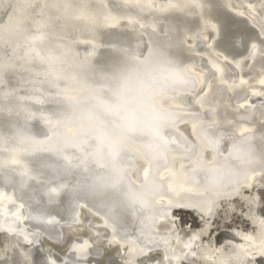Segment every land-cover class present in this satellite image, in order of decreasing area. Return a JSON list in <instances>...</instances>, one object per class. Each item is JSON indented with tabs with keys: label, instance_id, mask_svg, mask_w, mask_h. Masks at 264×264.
<instances>
[{
	"label": "water",
	"instance_id": "water-1",
	"mask_svg": "<svg viewBox=\"0 0 264 264\" xmlns=\"http://www.w3.org/2000/svg\"><path fill=\"white\" fill-rule=\"evenodd\" d=\"M197 3L198 6L188 8L184 7L185 0H0V35L3 36V39H0V59L10 60L13 67L9 70L18 71L17 86L7 92L14 94L19 100L38 103L37 101H41L42 91L37 82L39 77L46 76L58 80L62 93L60 97L69 104L70 109V115L62 119L37 115L30 117V114H27L15 135L18 141H0V157L9 156L23 162L26 157L35 155V148L28 149L23 144L28 146L29 142H34L40 148L43 146L49 149L70 165L71 173L81 171L84 183L90 180L87 173L100 175L110 172L114 175L124 172V175H127L126 170H129L130 174L133 171L131 169L142 162L147 166L152 164L144 160L141 152L144 149L150 150V155L154 157L153 151L158 154L162 148H166L163 133L168 131L178 135L186 146L190 145L189 139L180 131L184 126H188L186 131L189 137L196 141V147H201L202 143L197 139L205 128L195 125L190 126L193 130L189 129V122L192 120L201 122L207 116L213 120L209 126L211 129L221 130L222 134L232 132L223 131L220 122L230 120L227 116L229 110L231 111V103L234 105V102L239 100L237 98L242 96V89L253 84L247 78L243 82L244 87L235 88L233 81L227 79L232 74L239 76L240 69L246 62L249 63L248 71L264 68V64L261 62L260 51H257L259 45L255 55L251 54V44L247 50L242 45L234 50L226 49L223 43L224 30L255 32L264 39L260 31L264 25V0H197ZM28 4L33 6L29 7ZM240 8H245V14L236 12ZM206 33L214 36L211 44L204 39ZM39 35L43 36L42 40L32 39ZM188 41L192 45H187ZM33 49L39 51L43 59L37 57ZM201 50L206 54L201 60L216 80L214 84L209 85L201 98L194 101L196 91L191 93L181 90L176 84L173 87H163L162 92L155 97L146 94V90L156 79L153 72L147 69L156 66L154 70L158 75H162L159 70L163 69L164 65H167V75L172 80L177 78L179 73L183 81L193 84L199 91L202 87L200 77L193 76L184 68L196 60L193 57ZM1 52H7L8 55ZM221 52L230 55L232 60L224 59L225 54ZM244 52L248 54L244 56ZM209 58L214 62L221 61L224 70L211 66ZM178 67L181 68L179 72ZM129 81H139L144 90L125 89L124 85ZM225 81L227 83H224ZM250 99L255 101L261 97L252 96ZM179 103H186L185 106L199 110V113L191 115L184 112L183 108L178 106ZM208 104L213 106V110L204 108L209 107ZM146 108L166 116H160L151 123H143L139 113ZM260 110L250 111V114L260 113ZM261 113H264V110ZM172 116L176 117L177 125L164 127V122ZM252 122L257 123L258 120ZM157 128L160 135L154 133ZM205 132L208 135L209 132ZM247 133L243 136L244 134L235 132L226 139L222 138L224 142L220 143L217 138H209L211 142L215 141L214 146H219L217 150L230 154L233 145H237L245 137L264 138V126L260 124ZM203 135V139L207 140L208 136ZM161 136L164 137L163 142ZM230 139L234 140L233 145L227 147ZM6 144L9 146H4ZM181 144L184 145L182 142ZM189 149L190 153L183 157L173 153L167 154L165 162L171 171L180 159H190L193 153L196 157H193L195 160L190 164L194 163L192 169L188 170L190 166L186 169L189 171L186 172L187 178L181 181L189 188H184L181 184V188L169 189L163 181L158 182L164 183V202L176 203L185 197L180 195L187 192L192 194V197L201 198L205 195L203 186L223 189L225 184L230 183L231 176H228L223 184H215L211 174L217 166L203 165L201 158H198V149L196 153L192 148ZM228 164L233 165L231 160H228L225 169L231 168ZM148 167L153 169L154 166L152 164ZM236 167L235 173L239 174L242 169ZM120 168L124 169L120 172ZM6 175L9 176L8 173ZM13 178L15 179V176ZM170 180L172 181L171 175L168 176V182ZM40 181L43 184L35 182L40 183L41 188L48 187V197L51 198L49 181ZM137 189L139 188H131L130 191L134 194ZM206 194L213 198L211 193ZM76 199L70 198L67 203L73 206V210L77 208L74 203ZM104 201L93 199L106 215H111L108 209L112 215H115L118 209L121 210L119 215L132 216L131 211L134 213L128 203H125L128 210H123L120 205L112 207L108 198ZM177 210L179 208L172 206L171 211ZM186 211L193 214L195 208ZM122 228L124 229L123 224L118 221L115 227L118 236L123 234ZM107 232L111 235L109 227ZM41 255L44 256L40 245L37 244L34 258ZM19 256L17 253L7 261H19V264L23 260L32 262L30 258L27 260ZM44 261L49 263L47 259Z\"/></svg>",
	"mask_w": 264,
	"mask_h": 264
},
{
	"label": "bare ground",
	"instance_id": "bare-ground-1",
	"mask_svg": "<svg viewBox=\"0 0 264 264\" xmlns=\"http://www.w3.org/2000/svg\"><path fill=\"white\" fill-rule=\"evenodd\" d=\"M248 5L253 8L252 5ZM244 11L245 8H240L236 12L245 14ZM261 34L264 35V32ZM204 39L208 44H211L214 36L206 33ZM187 45L190 46L192 43L188 41ZM1 53L8 55L7 52ZM221 53L225 54L224 52ZM247 54L248 52H244V56ZM205 55L204 51H197V56L193 57L196 60L184 68L193 76L200 77L202 87L199 91L193 84L183 81L179 77V73L178 77L174 78V81L177 82L176 86L181 90L191 93L196 91L194 101L201 98L210 84L216 82L213 78L214 75L210 74L209 68L205 67L201 60V57ZM229 56L225 54L223 58L231 61ZM209 62L215 69L224 70L221 61L216 60L214 62L209 58ZM248 67L249 63L246 62L240 69L239 76L232 74L227 79V81H233L235 88L244 87L243 82L247 78L253 84L251 87L242 89V96L239 95L241 97L237 98L239 100H236L234 105L231 103V111L229 110L227 116L230 120L220 122L223 131L230 130L232 132H223L224 134H222L221 130L211 129L209 126L213 120L205 116L201 122L196 120L189 122V129L192 128L193 130V127L190 126L201 125L204 126L205 131L209 132L208 135L204 130L200 132L201 137L197 140L202 145L200 144L201 147L199 146V148L196 147V141L194 142L189 137L188 126L180 128V131L191 142L187 146L172 131L163 133L167 141L166 148H162L158 154L153 151L154 157L150 155V150L144 149L141 152L144 160L153 164V169L148 167L152 164L149 163L147 166L142 162L136 167H132L131 171H133H130V174L129 170H126L128 176L121 172L125 167L129 169L128 166L119 169L122 174L119 172L114 175L110 172L101 173L105 175L104 177L112 178L115 181L114 187L102 188L96 192H89L82 187L74 188L73 186L78 181L83 183L81 177L84 176L83 173L81 171L71 173L72 167L70 165L61 160L58 155L55 156L49 149L43 146L40 148L34 142H29L28 146L23 144L28 149L35 148V155L26 157L23 162L12 163L13 158L1 156L0 164L4 166L0 167V194H2L0 195V230H2L0 234L3 237L5 235L9 241L0 247V264H3L5 260L12 259L13 255H17V253L20 258L27 260L30 258L38 264L44 262V259L49 261L47 264H51L52 261H55V264H161V262L169 264V260L171 264H220L222 260L228 259L236 252H241V258L250 261L251 264H264V242L258 235L260 231L259 221L264 219V176L261 175L258 164L242 163L238 158V153L232 151L230 154H226L223 150H217L219 146H214V140L211 142L213 138H217L219 143L224 142L222 138L225 137L226 139L228 135H233L235 132H240L246 136L248 133L243 132L244 129L252 131L260 124L264 126V115L261 113L264 110V84L260 83L261 80H264V68L248 71ZM179 69L181 68L178 67L177 72ZM17 72L11 70L6 72L3 76L4 84L0 85V141L3 139L18 141L15 135H17V130L27 114L51 117V119H62L70 115L69 104L60 97L62 93L60 86L58 87V80L46 76L39 77L37 82L42 91L40 102L19 100L15 98L14 94L5 97L4 93H8V90L17 86ZM252 96H260L261 99L254 101L250 99ZM185 104L179 103L178 106L191 115L199 113V110L185 106ZM207 106L209 107H203L213 110V106L209 104ZM256 110H260V113L250 114ZM255 119L258 120L257 123L252 122ZM175 121L168 120L163 125L164 127L176 126L177 122ZM203 134L208 136L207 140L203 139ZM233 142L234 140L230 139L226 146L232 147ZM237 145L242 149H250L256 160H259L261 154L264 153V138L261 136L249 139L244 144L240 142ZM4 146H9V144ZM189 147L195 153L198 149L199 156H197L201 158L203 165L217 166L213 170L215 172L211 174L215 184H223L228 176H231L230 183L225 184L223 189L203 186L205 195L201 198L192 197V194L186 191L187 193L180 195L185 196L179 199L180 201L178 200L176 203L164 202L163 199L166 197L162 184L165 183L164 185H167L166 187L169 189H173L172 187L175 190L181 188L183 183L181 181L187 178L186 172L192 169L191 166L194 163L190 164L195 160L193 157H196L193 153L190 159H185L186 157L180 159L171 171L165 162L167 154L173 153L183 157L190 153ZM228 160L233 163V165L228 164L232 170L231 168L225 169ZM236 166L242 169L239 174H237L238 172L235 173L234 168L237 170ZM187 167H189V171H186ZM167 174L169 177L171 175L172 181L168 182ZM100 175L87 173L90 180L83 184H92L95 177ZM29 176L35 177V179ZM41 179L49 181L50 189L57 188V193H51V198L48 197V187L45 189L39 185L40 183L43 184ZM159 181L164 183H158ZM61 184H66L67 187L60 188ZM182 185L185 186V184ZM135 187L139 189L133 194L130 190ZM184 188H189V186ZM206 192L211 193L213 198L208 196ZM217 192L221 194L217 196ZM112 197L118 199L123 210H128L125 205L128 203L131 210L134 211V213L131 211L132 216L119 215L120 209L116 210L115 215H112L111 210L108 209L111 215H106L93 202V199L105 202L104 199ZM133 197L143 200L145 206L131 203ZM70 198H78L74 202L77 207L74 210L73 206L67 204ZM49 199L51 200L49 201ZM213 199L215 200L214 205L212 203L207 204ZM234 199H240L248 205L245 217L249 220L253 232L234 229L217 233L210 241L203 242L202 233L184 235L178 220L175 218L176 211H171L172 206L179 208L177 211L184 212H187V209L195 208L193 214L203 222L202 232L207 235L210 224L208 220L214 218L221 201ZM13 213H15V217H13ZM118 221L123 224V234L125 233L119 235L120 237L115 231ZM108 227L111 235L107 232ZM9 229L12 231L9 232ZM245 237L252 239L246 240ZM37 244L42 249L43 257L41 255L34 258ZM5 246H7V251H3ZM20 264L30 263L23 260Z\"/></svg>",
	"mask_w": 264,
	"mask_h": 264
},
{
	"label": "snow or ice",
	"instance_id": "snow-or-ice-1",
	"mask_svg": "<svg viewBox=\"0 0 264 264\" xmlns=\"http://www.w3.org/2000/svg\"><path fill=\"white\" fill-rule=\"evenodd\" d=\"M29 7H32L33 5L28 4ZM53 6H57V5H53ZM198 6L197 0H185V4L184 7H195ZM9 7H15L13 5H9ZM65 7H67V5H65ZM213 27H215V25H213ZM261 32H264V25L261 26ZM0 39H3V36L0 35ZM32 39L34 41L36 40H42L43 36L39 35V36H34L32 37ZM223 43L226 49H236L238 46H243L245 48V50H247L248 45L251 44V49H252V55H255V52L257 50V47L259 45V51H260V57H261V62L262 64H264V39H261L260 36L258 34H256L255 32H232L229 31L227 29L224 30V35H223ZM33 51H35V49H33ZM94 51V50H93ZM35 54L37 57H41V59H43V57L41 56V53L39 51H35ZM49 59H51V57H49ZM13 67V64L11 63L10 60H4V59H0V85L4 84V79L3 76L6 72L9 71V69H11ZM224 83H227V81H225ZM261 84H264V80L260 81ZM5 97H7L8 95H10V93H4ZM246 99V97H245ZM39 102V101H37ZM33 114H30V117ZM262 115H264V113H262ZM170 120H172L173 122L175 121L176 117L172 116L169 118ZM244 132H247L249 130L244 129ZM154 133L156 135H160V130L157 128L154 130ZM161 139L163 140L164 137L161 136ZM249 139H251L250 137H245L244 140L241 141V144L246 143ZM165 143H167V141H165ZM233 151L235 153H238L239 156L238 158L241 160L242 163H247V164H258L259 165V171L261 173L262 176H264V153L261 154L259 160H256L251 152L250 149H242L241 147H239L238 145H233ZM12 163H18L17 160L13 159L11 161ZM3 164H0V167H3ZM255 170V169H254ZM195 171V169H194ZM115 185V181L112 178L109 177H103V176H97L94 179V182L92 184H83L82 182H77L76 185H74V188H84L89 192H96L99 189L102 188H108V187H114ZM67 187L66 184H61L60 188H65ZM52 193H57V188H52L51 189ZM221 193L217 192L216 195H220ZM2 195V194H0ZM111 200V206L112 207H117L119 205V201L116 197H112L110 198ZM14 203V202H13ZM131 203L135 204H139L142 207L145 206V202L143 200H140L139 198H131ZM208 203H212L213 205L215 204V200L213 199L212 201L208 202ZM13 217H15V213H13ZM259 226H260V231L258 233V235L261 237L262 242H264V219H261L259 221ZM2 231V230H0ZM9 232H11L12 230L9 229ZM246 240H251V237H245ZM3 251H7V246H5L3 248ZM243 251V250H241ZM246 255V253H244ZM3 264H9V262L7 260H5L3 262ZM12 264H19V261H12ZM30 264H38V262L32 261L30 262ZM39 264H47L46 261L44 262H39ZM51 264H55V261H52ZM161 264H163V262H161ZM169 264H171V261L169 260ZM220 264H251L250 261H246L243 260L241 258V252H236L234 255L230 256L228 259L226 260H222L220 262Z\"/></svg>",
	"mask_w": 264,
	"mask_h": 264
},
{
	"label": "rangeland",
	"instance_id": "rangeland-1",
	"mask_svg": "<svg viewBox=\"0 0 264 264\" xmlns=\"http://www.w3.org/2000/svg\"><path fill=\"white\" fill-rule=\"evenodd\" d=\"M247 208L248 205L240 199H234L232 201L222 200L214 218L208 220L210 224L209 233L207 235L202 232L203 222L198 216L196 217L193 214L180 210L175 212V218L178 220V224L184 235L188 236L193 233H202L203 242H208L215 234H220V232L232 231L234 229L244 232H253L249 220L245 217ZM7 241H9L7 237L5 235L4 237L2 236L0 238V247Z\"/></svg>",
	"mask_w": 264,
	"mask_h": 264
},
{
	"label": "clouds",
	"instance_id": "clouds-1",
	"mask_svg": "<svg viewBox=\"0 0 264 264\" xmlns=\"http://www.w3.org/2000/svg\"><path fill=\"white\" fill-rule=\"evenodd\" d=\"M155 68L156 66H152L147 69V71L153 72V75L156 76L155 81L152 82L150 87L146 90V94L153 97L159 95L162 92L163 87H173L177 83L167 75V65H164L163 69L159 70L162 72V75H158L157 71L154 70ZM124 87L125 89L131 88L134 90H144L139 81H129ZM160 116H166V114L155 113L149 108H146L139 113L140 120L143 123H151L153 120L160 118Z\"/></svg>",
	"mask_w": 264,
	"mask_h": 264
}]
</instances>
